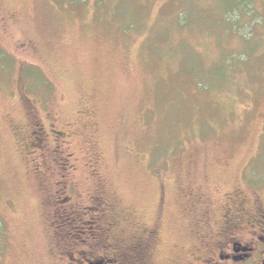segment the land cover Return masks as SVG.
<instances>
[{"label":"rangeland","instance_id":"rangeland-1","mask_svg":"<svg viewBox=\"0 0 264 264\" xmlns=\"http://www.w3.org/2000/svg\"><path fill=\"white\" fill-rule=\"evenodd\" d=\"M226 1L0 0L14 64L0 74L4 264H59V244L87 252L82 222L50 226L57 196L88 206L101 187L127 237L159 225L161 264L192 250L201 216L220 222L238 197L264 205V0L250 36Z\"/></svg>","mask_w":264,"mask_h":264},{"label":"flooded vegetation","instance_id":"flooded-vegetation-1","mask_svg":"<svg viewBox=\"0 0 264 264\" xmlns=\"http://www.w3.org/2000/svg\"><path fill=\"white\" fill-rule=\"evenodd\" d=\"M37 128L32 134V146L42 153L41 150H45L47 146L46 134L43 126ZM52 132L57 145L52 154L59 156V142L64 139V135L54 130ZM64 160L69 163V159L59 156L60 162ZM54 163L61 168L62 164H59L58 159ZM55 186L63 193L69 191L74 195L77 191L76 185L66 180L56 182ZM55 199L52 206L55 216L58 213L61 221L50 225L51 227L63 233L64 228H73L81 222L87 226L77 230L82 231L80 234L87 239L82 240L88 248L87 252H73L74 247L67 249L59 244V264H161L158 260L161 237L159 225L155 224L148 231L141 230L133 238L127 237L119 230V223L113 217V204L101 187L91 195L88 206H66L67 202L74 200L73 197H67L64 201L58 196ZM232 207L231 213L217 223L214 220L212 222L209 214L201 216L192 250L186 255H177L166 264H264L263 203L258 201L252 208H248L247 201L238 197ZM88 216L91 221L84 223L83 218Z\"/></svg>","mask_w":264,"mask_h":264},{"label":"trees","instance_id":"trees-1","mask_svg":"<svg viewBox=\"0 0 264 264\" xmlns=\"http://www.w3.org/2000/svg\"><path fill=\"white\" fill-rule=\"evenodd\" d=\"M226 2L229 4V7L227 8L226 13H225L227 20H228L229 14L231 16V14L233 13V16H234V20L232 22L234 26L233 32L236 34H239V32H237V29L242 28L244 31H247L246 33L248 34L247 36L252 35L254 26H256L260 21L259 16H257L256 14V10H255L256 6H255L254 1L253 0H227ZM254 18H256L257 22H255L256 20H253ZM244 20L249 21L248 22V25L250 26L249 29H247V27L245 28L240 27L239 24H237L238 21L242 22ZM0 61L3 62V66H4L3 68H5L4 70L0 68V74L6 78H10L12 71H13L14 64H13L12 59L9 57V55L6 54L5 51L1 47H0ZM30 71L32 75H34V72L36 73L35 68L28 70V72ZM36 74H37L35 75L36 77L35 76L33 77L35 79H32V80H34L35 83H37L38 80H41V82H38V83L39 84L42 83L44 86H46L40 73L37 72ZM8 233H9V230L7 227V223L0 217V264H4L7 251L10 246Z\"/></svg>","mask_w":264,"mask_h":264}]
</instances>
